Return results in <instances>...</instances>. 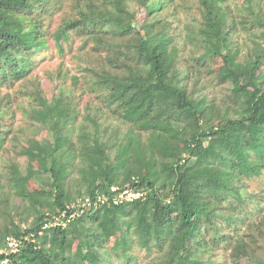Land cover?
Listing matches in <instances>:
<instances>
[{
	"label": "trees",
	"instance_id": "1",
	"mask_svg": "<svg viewBox=\"0 0 264 264\" xmlns=\"http://www.w3.org/2000/svg\"><path fill=\"white\" fill-rule=\"evenodd\" d=\"M197 1L182 35L177 0H0V264H264V0ZM113 187L143 197L45 227Z\"/></svg>",
	"mask_w": 264,
	"mask_h": 264
},
{
	"label": "rangeland",
	"instance_id": "2",
	"mask_svg": "<svg viewBox=\"0 0 264 264\" xmlns=\"http://www.w3.org/2000/svg\"><path fill=\"white\" fill-rule=\"evenodd\" d=\"M234 3L241 5L242 0H229V6H233ZM176 5L179 7L178 13H175L174 7H171L170 11L167 10L166 14L170 21L174 23V28H178L181 31L182 35L186 34V26H199L200 21L202 20L200 11L198 9V1L197 0H177ZM259 32V31H258ZM236 46L240 50V55H244L248 52V48L252 46V37L250 34L246 33L245 31H240L238 34L235 35ZM181 43L186 45L185 54L193 48L195 45L189 42L184 36L180 39ZM51 58L41 63L39 68L35 71V75H38L41 78L42 85L45 91L48 94L58 92V89L61 86V78L65 75H72L74 72H69L70 68L72 67V62L68 58H60L55 52L51 54ZM69 83V80L68 82ZM0 96L3 98L5 96H9L11 99L16 100L15 90H8L3 88L0 91ZM79 95V92H76ZM217 97L221 98V89L217 88L216 90ZM13 97V98H12ZM1 100V98H0ZM12 102V100L6 99V102ZM27 102L25 99L19 100V102H13L12 108L15 111V117L9 118L10 121L13 120L16 129H22L23 133L29 135V128L31 127V122L27 121L28 118L25 115L24 110H22L23 106H26ZM36 138H39L38 136ZM18 161L21 165L22 170H25L26 167L31 162L26 159V157H17Z\"/></svg>",
	"mask_w": 264,
	"mask_h": 264
},
{
	"label": "built area",
	"instance_id": "3",
	"mask_svg": "<svg viewBox=\"0 0 264 264\" xmlns=\"http://www.w3.org/2000/svg\"><path fill=\"white\" fill-rule=\"evenodd\" d=\"M111 193L113 194L112 198L108 197L105 194L98 193L96 200L88 197L85 200H80L77 205H75V210L73 213L68 215L67 212L62 213L59 216H53L52 220L48 222L45 227L53 228V227H61L66 228L71 221L79 214H82L84 209L87 207H97L99 204L104 205L109 201H112L116 204L123 203L124 201L132 202L135 199H139L143 197L142 193H136L130 189L120 190L119 188L113 187L111 189ZM23 246V242L14 237H9L7 239L6 247L1 251V253L5 255H10L12 253H17L21 250ZM8 259L5 260L2 264H7Z\"/></svg>",
	"mask_w": 264,
	"mask_h": 264
}]
</instances>
